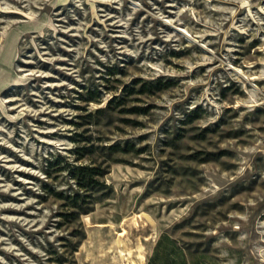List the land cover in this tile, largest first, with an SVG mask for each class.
<instances>
[{"label":"rangeland","instance_id":"rangeland-1","mask_svg":"<svg viewBox=\"0 0 264 264\" xmlns=\"http://www.w3.org/2000/svg\"><path fill=\"white\" fill-rule=\"evenodd\" d=\"M72 164L113 193L69 221ZM164 232L264 264V0H0V264H147Z\"/></svg>","mask_w":264,"mask_h":264},{"label":"trees","instance_id":"trees-1","mask_svg":"<svg viewBox=\"0 0 264 264\" xmlns=\"http://www.w3.org/2000/svg\"><path fill=\"white\" fill-rule=\"evenodd\" d=\"M170 81L162 82L159 78L155 81L157 89H163L170 85ZM200 117L198 109L190 111L182 123H190L193 119ZM93 145L78 146L75 149L78 159L90 155L94 152ZM105 148L110 150L121 149L120 144H112ZM71 173L76 180L78 188L69 193L60 194L67 207L66 211L60 215L71 221L87 214L95 209L97 202L109 198L113 189L103 180L108 173V166L102 164H72ZM191 218V217H189ZM188 219V218H187ZM184 221L176 224L181 226ZM199 242H184L173 237L169 232L160 235L154 247L153 253L148 259L147 264H208L209 249H200ZM78 249V245L73 247V252Z\"/></svg>","mask_w":264,"mask_h":264},{"label":"bare ground","instance_id":"bare-ground-1","mask_svg":"<svg viewBox=\"0 0 264 264\" xmlns=\"http://www.w3.org/2000/svg\"><path fill=\"white\" fill-rule=\"evenodd\" d=\"M7 43V42H6ZM9 47V46H8ZM6 49V48H5ZM9 49V48H8ZM11 49V48H10ZM12 50V49H11ZM5 51V50H4ZM8 51V50H7ZM8 53V52H7ZM10 53V52H9ZM6 54V53H5ZM3 59V58H2ZM6 89V88H5ZM141 249V248H140ZM139 253V252H138ZM140 255V254H139ZM132 264H138V263H136V262H134L133 261V263Z\"/></svg>","mask_w":264,"mask_h":264}]
</instances>
